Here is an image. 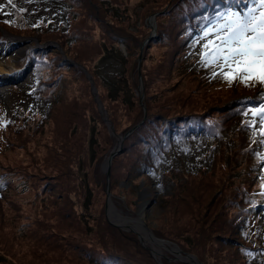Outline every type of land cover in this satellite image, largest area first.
Returning a JSON list of instances; mask_svg holds the SVG:
<instances>
[{
	"label": "trees",
	"instance_id": "obj_1",
	"mask_svg": "<svg viewBox=\"0 0 264 264\" xmlns=\"http://www.w3.org/2000/svg\"><path fill=\"white\" fill-rule=\"evenodd\" d=\"M41 1L48 4L46 8H55L52 15L27 17L21 13L16 2L13 1L16 6L13 8L7 0H0V4L4 5L0 11V39L3 38L4 30L16 35L35 36L38 41L52 37L62 47L65 44L68 47L70 39L79 34L78 29L74 28V21L80 0ZM110 1L123 0H103L104 5H111ZM251 2L252 0H159L157 7L150 9L157 13V25L156 34L149 42H169L163 49L171 55L172 71L179 77L182 86L177 85L176 94L171 97H161L160 100L153 98L151 102L152 98L146 96L144 105L136 106L134 102L130 107L126 106V109L134 108L132 115L128 117V123L126 119L122 129H117L119 126L115 124V130L119 134L136 124L137 126L124 137L120 150L112 156L109 181L115 184L119 179L117 175V179L114 176L117 168L115 157L118 156L117 159L121 160L120 169L125 177H135V170L139 168L142 169L139 173L150 183L157 182L175 193L180 190L191 193L194 200L193 212L182 225L190 227L192 234L187 235V229L168 230L169 233L154 229V232L158 237L176 242L183 251L194 253L203 264H258L261 257L264 259V234L259 228L256 231L250 230L255 218L252 207L264 202V188L261 187L264 184V162L260 166V154L264 148L262 138L255 136L250 130L253 121L251 110L264 106V85H246L239 80L228 83L221 75L213 78L212 73L217 70L214 67H202L198 63L203 44L207 41L202 42L195 50L193 48L196 44L194 36L202 35V29L218 14L227 10L236 11L237 5L244 12ZM165 5L166 9L160 13ZM18 15L21 16L20 19L15 17ZM9 20L13 22L7 23ZM165 21L170 25L169 33L160 28ZM119 28L121 27L118 26L114 35H110L111 42L122 43V50L127 56L133 41L121 34L122 29ZM92 33L94 35V30ZM30 44L35 43L30 41ZM114 46L115 44H111L106 51ZM103 48L105 46H101L99 58L107 53ZM64 49L66 50L65 47ZM94 49V46L81 47L77 52L78 59L92 55ZM52 56L50 53L44 54V49L29 46L19 58L12 60L16 66L24 62L30 64L31 84L14 90L8 105L0 101V214L10 224L7 234L12 235V230H17L15 218L6 214L7 210L10 212V208L17 210L19 218L22 213L29 217L31 212L25 211V207L30 203L36 204L39 208L43 207L48 218L47 221L39 217L33 220L34 224H29V231H33L34 235L28 233L24 237L29 246L24 255L29 257L22 264H158L149 251L142 247L135 233L122 231L105 219L104 201L96 196V190L102 193L103 188L99 178H105L98 166L101 157L105 158L112 148L104 154L97 153L95 160L93 149L97 148V134L95 135V131L90 134L91 125L88 129L90 136L83 138L82 149L76 147L81 153L72 151L68 144L63 149L58 147L59 152L50 160L38 158L32 152V143L38 138L32 136L43 129L50 115L58 113L59 116L60 110L54 108H59L56 100L67 90L58 85L63 77L60 74L68 69L69 63L60 58L52 61L49 59ZM126 56L124 58L127 61ZM85 65L93 75V66ZM108 81L104 87L118 98L120 88L117 80ZM184 81L190 84L189 88L183 86ZM57 93L61 95L57 97ZM205 95L215 97L207 98ZM28 97L34 98L38 106L29 104ZM207 99L212 103L219 102L210 112L207 111L210 105L208 107L204 104ZM23 100L26 101L25 105L21 103ZM68 102L71 108H76L72 101ZM42 104L45 112L41 109ZM70 107H66L64 112L68 113L64 118L71 111L68 109ZM143 115L144 120L139 123ZM79 120L80 116L71 113L68 121L59 122L55 129L67 136L74 128L67 123H77ZM84 132L86 133V125ZM39 133L37 134L40 136ZM195 136L205 139L218 137L219 141L207 142V148L192 159L183 157L182 147ZM178 141L180 145L177 144ZM22 148L27 155L26 162ZM84 161L88 165L86 169L82 168ZM53 166L55 171L60 172L58 177L50 174ZM144 166L155 169L156 177L151 179ZM8 167L12 170L8 171ZM216 169L221 170V188L231 189L230 197L225 201L222 198L220 205L217 198L210 206L207 202L201 204L200 199H203L197 192L200 190L206 196L208 193L197 185L198 180L203 176L202 173H213ZM85 174L89 179L84 177ZM26 181L31 187V199L23 188ZM174 191L171 195H154L151 203L157 207H161L165 201L168 202L167 205L172 204L174 199L171 196L175 195ZM185 198L187 197L182 196L183 200ZM114 200L116 201L115 197ZM223 201L224 204L221 205ZM170 210L171 207H168V211ZM179 225L172 224V227ZM48 236L54 240L47 239ZM184 237L189 240L185 241ZM31 244L36 245L30 248ZM44 249L54 259L50 256L41 257L44 256ZM162 253L163 256L159 259L163 264H190L171 260L167 252ZM0 264L13 263L2 256Z\"/></svg>",
	"mask_w": 264,
	"mask_h": 264
},
{
	"label": "rangeland",
	"instance_id": "obj_2",
	"mask_svg": "<svg viewBox=\"0 0 264 264\" xmlns=\"http://www.w3.org/2000/svg\"><path fill=\"white\" fill-rule=\"evenodd\" d=\"M13 1L16 2L20 9H23L21 13L25 14L27 17H44L46 15L50 16L55 10V8H46L48 4L41 0ZM110 2L111 5L106 6L104 5L103 0H80L79 10L77 11V17L74 21V28L78 29L79 34L75 38L70 39L71 42L68 47H66V44L62 47L58 41L52 37H46L42 39L43 41H38L35 36L22 34L16 35L12 33L9 34L2 30V35L5 38H1L0 40V101L5 105L9 104L14 90H20L21 88L23 89L25 88V85L31 84L29 77L30 70L27 62H24L21 66L17 67H14L10 64L12 63L11 60L19 58L29 46L37 49H44V54H52L53 56L49 58L52 61H57L58 58H60L69 63L67 65L68 69L64 70V73L60 74V76L63 77L60 80L58 86L65 87L67 90L62 92V96H60V93H57V97L60 96V99L58 101L56 100V105H58L59 108L57 106V108H54L55 110L57 109V111L60 110L59 116L58 113L50 115L43 129H40L37 132L39 133L41 131L39 133L41 135L39 136L36 133L34 136H32L33 138L36 136L38 137L34 139V142L32 143V152H34L38 158L50 160L49 158L54 156L55 153L59 152V148L63 149L67 144L75 153H81L76 147H81L84 144L83 138L85 136L88 137V129L89 125H91L90 134L92 131H95V135L97 134V138L95 136L97 148L96 150L95 148L93 149V154L95 155L96 160L97 153L104 154L107 150L113 148L116 143V138L114 137V134L110 132L107 120L111 124L114 133L116 132L119 134V132L115 130V124L119 126L116 127L117 129H122L125 126L126 119L128 123V117L132 115L134 110V108L126 109V106L130 107L134 102H136V106L143 104L144 98H146V96L152 98V100H150L151 102L153 101V98L160 100L161 97H171L172 94H176L175 87L177 85L182 86L181 81H179V77L174 75L172 71V65L170 64L171 55L168 52H164L163 49L169 45V42L166 40L161 41L160 43L149 42L151 37L156 34L157 25V13L150 11V9L156 8L157 2H159V0H123L122 2ZM252 5L253 0L249 7ZM166 7L167 5L161 9L160 13L164 11ZM237 11L242 13L240 9H237ZM16 13L17 12H15V14ZM150 16H153V20L151 22L148 21ZM15 17L20 19L21 16L18 15ZM151 24H154L155 33L147 41H145V39L152 32ZM117 25L121 27L119 29H122L120 33L123 34L128 40H132L134 43H132L127 56L125 51H123L124 47L122 48L121 46L122 43L111 42L110 35L112 36L114 33H116V30H118ZM160 28L164 32L169 33L170 25L165 21L164 24L160 25ZM93 30L94 35L92 33ZM200 36L201 35L194 36L196 41V44L193 46L194 50L205 41L199 40ZM30 41L34 42L35 44H30ZM197 41H199V43H197ZM66 42L67 44L69 43L68 38L66 39ZM111 44H115V46L106 51L107 48L111 47ZM86 45L89 48H91V46L95 47L92 55H86L83 57L81 56V58L78 59L77 52L81 47L85 48ZM101 46H105L103 51L107 53L105 56L99 58ZM159 47H162L161 51L159 50ZM118 49L121 50V53H119ZM125 56L128 58L127 61L126 58H124ZM3 59L5 60L4 62ZM85 64H91L93 66V75L91 74L90 68ZM214 68L218 73L221 71L219 68ZM88 77H90V79ZM6 79H10V81ZM108 79L113 81L117 80L118 86L120 88V92L118 93L120 96L118 98H115L112 95L111 90H108L104 87V85H107V82H109ZM139 81H141L142 85L141 90L139 88ZM183 86L189 88L190 84L184 81ZM140 92H142L141 98L139 96ZM205 97L213 98L215 95H205ZM194 99H196V97H194ZM27 100L29 104L38 106V103L35 102L34 98L28 97ZM68 101H72L76 108H71ZM15 103L17 104V102ZM21 103L25 105L26 101L23 100ZM204 104H207V106L210 105V107L208 106L209 108L207 109V111L210 112L216 108L215 105L219 104V102L212 103L211 100L207 99L206 103ZM224 105H226V103H224ZM66 107H70L68 109L71 111H69L67 117L64 118L63 116L68 113L64 112ZM41 109L43 112L46 111L43 104ZM73 110L74 112H72ZM71 113L80 116V120L77 123H67V125L72 124L75 130L73 128L69 131V134L65 136L64 132L60 133L59 129H55V125H57L59 122L65 123L66 120L68 121ZM142 118L139 120V123L144 120ZM253 121H255V123L251 124L250 130L255 136L258 135L262 138L261 141L264 148V136L259 135L261 129H264V125L260 124V117L258 116H253ZM84 125H86V133L84 132ZM222 136H225L224 132ZM65 137L67 139H64ZM217 141H219L218 137L215 138L211 136L210 138L208 137V139H205L202 136H195L192 141H187L184 144L181 154L183 157L192 159L194 155L207 148V142L213 143ZM177 144L180 145V141H178ZM22 150V155L25 158L24 162H26L27 155L24 152V148H22ZM85 151L86 150L83 151L84 155ZM30 156L34 157V155L31 153ZM81 157L85 160L83 155ZM260 157H264V150L260 154ZM103 158L104 157H101L102 160L100 161L98 168L100 169L101 175L105 176L101 169V164L104 160ZM117 158L118 156L115 157L117 168L116 174H114V176L117 175L119 179H117L115 176L117 179L115 184H112L111 180L109 181L108 179L109 199L115 206V209L129 217L138 216L139 211L142 209L144 214L142 217L143 228L150 230L151 233L157 238L165 239L158 237L155 234L154 229H158L166 233H169V231H183L187 229V235L192 234L190 227L187 225H182L190 218L191 213L193 212L192 207L194 205V200H192L191 193H185L181 190L178 193H175L174 190H171L167 187H162L157 182L152 181V183H150L144 178L143 175L139 173V171H142V169L139 170V168H136L135 170L137 172L135 177L127 178L123 175V172L120 169L119 162L121 160ZM263 162L264 158H262V164L260 166H263ZM87 166V163L84 161L82 168L86 169ZM260 166L258 164V167ZM144 168L151 179L156 177L155 169L152 170L146 166H144ZM7 170L10 171L12 168L8 167ZM51 171L52 173L50 174H56L55 176L60 175V172L54 170V166ZM81 171L79 172L80 176ZM220 172V169H216L213 173L204 172L201 174L203 176L198 180L197 185L207 190L205 192L208 193L206 196L200 190L197 192L200 194L199 197H202L203 199H200L201 204H205L207 202L210 206V204L217 198L216 201H218V205H220L222 198H224L225 201L230 197L231 189L221 188L222 186L219 178ZM84 177L89 179V176H86V174ZM104 180L105 178H99L100 186H103L104 189L102 188V193L96 190V196H98L97 199L104 201V215L107 222H109L112 226L121 229L122 231L135 233L142 247L149 251V253L158 261V264H163L159 259L163 256L162 251L167 252V254L170 256L169 259L171 260L194 264L188 261H183L179 255L174 250H172L170 244L157 241L152 243V238L150 236L145 237L142 235V232H139L130 226H124L120 223L111 221L107 215V211L105 210L106 191ZM221 180L223 181V179ZM200 181H202V185H200ZM23 188L27 197L31 199L32 191L27 181L23 184ZM154 190H156L155 192L158 194L154 193ZM173 191L175 195L171 196V199H174L172 204L167 205L168 202L165 201L162 203L161 207H157L155 204L153 205L151 203V198L154 195H171L173 194ZM182 196L187 198L183 200ZM114 197L116 201L114 200ZM224 201L221 205L224 204ZM22 207L24 206L22 205ZM168 207H171L170 211H168ZM9 210L10 212L7 210L6 214L11 218H15L17 230L15 232L12 230V235H8L7 233L10 224L3 220V216L0 214V260L2 256H6V258L13 264H22V262L26 261V258L29 257V255H24L27 254L25 251L29 250L28 242L24 240V237L28 233L34 235L33 231H29V224H34L33 220L39 217H41L43 220H47L48 218L44 213L43 207L39 208L38 205H32V203L27 205L24 209L27 212H31L29 217L24 216L22 213L19 218V213L17 210H13V208H10ZM20 210L22 211V209ZM252 214L256 220L253 218L254 221L252 222V225H250V230L256 231L259 228L264 234V203L252 207ZM111 222L116 223L117 225H114ZM171 223L181 225L178 227H172ZM219 238L221 237L219 236ZM47 239L54 240L51 236H48ZM183 239L185 241L189 240L188 237H184ZM165 240L169 241L167 238ZM59 241L62 242V239H59ZM171 242L175 243L182 253L186 252L183 251V249L176 242ZM35 245L36 244H31L30 248L34 247ZM49 256L52 257L51 253L45 251L44 249V256L41 257ZM258 264H264V259L262 257L258 260Z\"/></svg>",
	"mask_w": 264,
	"mask_h": 264
},
{
	"label": "snow or ice",
	"instance_id": "obj_3",
	"mask_svg": "<svg viewBox=\"0 0 264 264\" xmlns=\"http://www.w3.org/2000/svg\"><path fill=\"white\" fill-rule=\"evenodd\" d=\"M7 3L16 7L13 0H7ZM3 8L4 5L0 4V11ZM202 33L199 40L207 42L203 44L198 63L205 68H219V73H212L213 78L221 75L228 83L239 80L246 85H264V0H253V5L243 13L227 10L218 14ZM251 114L260 117V124L264 125V106L252 109ZM259 135L264 136V129ZM261 187L264 188V184Z\"/></svg>",
	"mask_w": 264,
	"mask_h": 264
},
{
	"label": "water",
	"instance_id": "obj_4",
	"mask_svg": "<svg viewBox=\"0 0 264 264\" xmlns=\"http://www.w3.org/2000/svg\"><path fill=\"white\" fill-rule=\"evenodd\" d=\"M153 20V16H150L148 18V21L151 22ZM152 26V32L151 34L145 39V41H147L152 35H154L155 33V27H154V24H151ZM122 48L124 47L123 44H121ZM141 48V46H140ZM138 76H139V70H138ZM90 79V77H88ZM139 88L140 90L142 89V85H141V81H139ZM139 96L141 98L142 96V92L139 93ZM144 119V115H143V118ZM107 120V119H105ZM108 122V126H109V130L112 134H114V137L116 138V143L114 145V147L111 149V151L109 152V154L105 157V159L103 160L102 162V166H101V169L102 171L104 172L105 174V191H106V202H105V210L107 211V205L110 203L111 205L112 202L110 201L109 199V192H108V179H109V172H110V161H111V158L112 156L117 153L121 146H122V140L123 138L130 132L132 131V129H134L136 127V125L130 127L128 130H126L124 133L122 134H116L114 133L113 129H112V126L111 124L109 123V121L107 120ZM113 207L115 208V206L113 205ZM112 224L114 225H117L116 223H113L111 222ZM147 231V233L149 234V236L152 238V239H156V240H160V241H163L167 244H170L171 247H174L175 248V252L181 257H188V259H184V258H181L183 261H188V262H191V263H194V264H203L200 260H198V258L194 255V254H191V253H188V252H185V253H182L181 250L178 248V246L171 242V241H168V240H165V239H161V238H157L155 237L150 230L148 229H145ZM160 254V253H158Z\"/></svg>",
	"mask_w": 264,
	"mask_h": 264
},
{
	"label": "bare ground",
	"instance_id": "obj_5",
	"mask_svg": "<svg viewBox=\"0 0 264 264\" xmlns=\"http://www.w3.org/2000/svg\"><path fill=\"white\" fill-rule=\"evenodd\" d=\"M4 61L5 60L3 59V62ZM101 166H102V164H101ZM107 215H108V217L110 218L111 221L116 222V223H120L121 225H124V226H130V227L136 229L137 231L142 232V235H144L145 237H149V234L147 233V231L142 226V217L144 215L142 209L139 211L138 216L129 217L127 215L122 214L120 211L116 210L113 207V205H111L109 203L107 205ZM155 241L161 242V243H165L163 241L156 240V239H152L151 240L152 243L155 242ZM172 250L175 251V248L172 247ZM181 258L188 259L187 256L186 257H181Z\"/></svg>",
	"mask_w": 264,
	"mask_h": 264
}]
</instances>
